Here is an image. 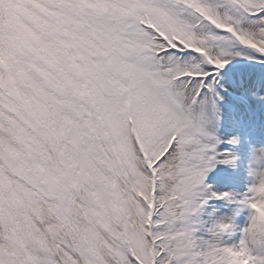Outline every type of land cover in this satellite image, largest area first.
I'll list each match as a JSON object with an SVG mask.
<instances>
[{"label":"snow or ice","instance_id":"6c2138e0","mask_svg":"<svg viewBox=\"0 0 264 264\" xmlns=\"http://www.w3.org/2000/svg\"><path fill=\"white\" fill-rule=\"evenodd\" d=\"M238 58L264 68V0H0V264H264V147L238 198L205 183Z\"/></svg>","mask_w":264,"mask_h":264},{"label":"rangeland","instance_id":"374dc122","mask_svg":"<svg viewBox=\"0 0 264 264\" xmlns=\"http://www.w3.org/2000/svg\"><path fill=\"white\" fill-rule=\"evenodd\" d=\"M247 63L239 58L233 62L235 65ZM236 75L235 71L231 74L233 78H228V90L223 93L224 99L220 102L218 126H211L221 140L236 138L235 145L221 143L218 146V150L229 149L235 159L230 165L218 164V168L208 173L205 183L211 185V191L230 192L238 198L244 192L246 185L250 183L248 167L251 149L264 147V99L261 98L264 97V89L255 83L249 84V78H245L246 83L245 80L240 82L241 79L239 81L234 77ZM226 93H233L235 98L230 99ZM246 215V212L238 211L236 205L228 201L210 200L201 213V219L209 225L214 220L225 222L234 220L237 225H242ZM237 238V236L232 237L233 240Z\"/></svg>","mask_w":264,"mask_h":264},{"label":"trees","instance_id":"16d2710c","mask_svg":"<svg viewBox=\"0 0 264 264\" xmlns=\"http://www.w3.org/2000/svg\"><path fill=\"white\" fill-rule=\"evenodd\" d=\"M235 71L237 72V75L234 77L238 78V80L241 79V81H242V80H245V78H249V80H248L249 84L255 83L258 85V87L264 88V68L252 65L250 63L244 64V65L233 64L229 67V69L226 72L227 82H229L228 78H231V79L233 78L231 76V74H234ZM232 94L233 93L227 94L230 99L235 98ZM214 126H218L216 121H214ZM218 166L219 165L217 164L215 168H218ZM224 175H225V172H224ZM205 209H206V206H205L204 210Z\"/></svg>","mask_w":264,"mask_h":264},{"label":"clouds","instance_id":"9594fccd","mask_svg":"<svg viewBox=\"0 0 264 264\" xmlns=\"http://www.w3.org/2000/svg\"><path fill=\"white\" fill-rule=\"evenodd\" d=\"M22 38L27 39L26 36H23ZM252 209L255 213V220L257 223L264 225V201L257 200L255 204L252 205ZM227 260L228 264H248L242 251L228 253Z\"/></svg>","mask_w":264,"mask_h":264}]
</instances>
